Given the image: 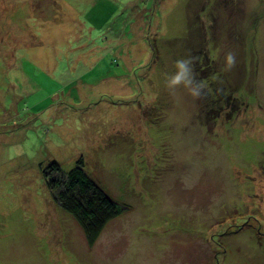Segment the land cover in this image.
Returning <instances> with one entry per match:
<instances>
[{
    "label": "rangeland",
    "instance_id": "1",
    "mask_svg": "<svg viewBox=\"0 0 264 264\" xmlns=\"http://www.w3.org/2000/svg\"><path fill=\"white\" fill-rule=\"evenodd\" d=\"M79 158L124 209L92 243L43 178ZM0 264H264V0H0Z\"/></svg>",
    "mask_w": 264,
    "mask_h": 264
},
{
    "label": "trees",
    "instance_id": "2",
    "mask_svg": "<svg viewBox=\"0 0 264 264\" xmlns=\"http://www.w3.org/2000/svg\"><path fill=\"white\" fill-rule=\"evenodd\" d=\"M209 97L211 101L207 103ZM198 101L212 109V121L218 118L220 111L229 120L241 105L237 98L222 93L218 86L213 88L212 93L206 91V95ZM214 102H218L216 110L211 106ZM208 112L209 110L206 111L207 114ZM74 163L73 167L63 172L56 162H50L45 168L47 170H43V178L53 200L74 218L88 242L92 243L104 226L124 209L85 171L82 158L76 159Z\"/></svg>",
    "mask_w": 264,
    "mask_h": 264
},
{
    "label": "clouds",
    "instance_id": "3",
    "mask_svg": "<svg viewBox=\"0 0 264 264\" xmlns=\"http://www.w3.org/2000/svg\"><path fill=\"white\" fill-rule=\"evenodd\" d=\"M224 71H230L235 67L236 57L232 52H227L223 57ZM194 58H180L174 61L173 71L167 74L165 86L175 92L179 88H184L194 99H200L206 95L207 84L198 81L194 73Z\"/></svg>",
    "mask_w": 264,
    "mask_h": 264
}]
</instances>
